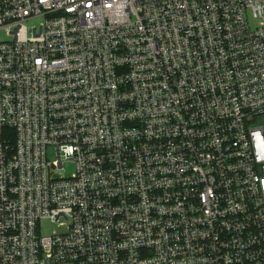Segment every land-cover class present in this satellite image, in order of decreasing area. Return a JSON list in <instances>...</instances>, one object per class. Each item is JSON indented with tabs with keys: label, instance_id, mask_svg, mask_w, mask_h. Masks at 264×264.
<instances>
[{
	"label": "built area",
	"instance_id": "built-area-1",
	"mask_svg": "<svg viewBox=\"0 0 264 264\" xmlns=\"http://www.w3.org/2000/svg\"><path fill=\"white\" fill-rule=\"evenodd\" d=\"M0 31V264H264V0H0Z\"/></svg>",
	"mask_w": 264,
	"mask_h": 264
},
{
	"label": "rangeland",
	"instance_id": "rangeland-1",
	"mask_svg": "<svg viewBox=\"0 0 264 264\" xmlns=\"http://www.w3.org/2000/svg\"><path fill=\"white\" fill-rule=\"evenodd\" d=\"M6 39V35L4 31H0V40ZM49 158L52 160L55 158L53 149L51 148L49 150ZM55 225H51V226H44L43 232H50L53 228H55Z\"/></svg>",
	"mask_w": 264,
	"mask_h": 264
}]
</instances>
